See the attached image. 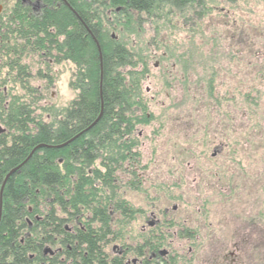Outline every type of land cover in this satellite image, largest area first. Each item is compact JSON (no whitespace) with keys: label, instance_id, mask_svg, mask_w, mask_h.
Wrapping results in <instances>:
<instances>
[{"label":"rangeland","instance_id":"374dc122","mask_svg":"<svg viewBox=\"0 0 264 264\" xmlns=\"http://www.w3.org/2000/svg\"><path fill=\"white\" fill-rule=\"evenodd\" d=\"M205 4L201 26L176 23L163 30L159 49L151 23L125 40L147 64L140 77L147 121L133 132L135 174H127L130 168L117 173L124 181L119 199L133 212L117 218L121 224L111 221L103 248L108 255L115 244L154 238L170 247L175 264H213L218 255L231 259L229 252L240 254L242 264H264V0ZM6 48L13 56L14 49ZM20 62L29 66V84L37 88L42 82L34 76V59L22 54ZM73 69L69 62L53 67L38 106L69 104ZM16 71L12 65L5 74L4 66L0 74L7 104L25 94L13 81ZM153 219L160 222L157 231H141Z\"/></svg>","mask_w":264,"mask_h":264},{"label":"trees","instance_id":"16d2710c","mask_svg":"<svg viewBox=\"0 0 264 264\" xmlns=\"http://www.w3.org/2000/svg\"><path fill=\"white\" fill-rule=\"evenodd\" d=\"M43 3L39 17L20 7L10 24L14 46L9 43L8 49L14 52L8 61L16 66L25 97H11L7 107L0 104V123L6 127L0 135V187L23 163L0 193V264H109L103 248L111 221L121 224L117 218H131L133 212L119 199L124 181L117 173L130 168L127 174H135L133 132L147 121L140 96L147 64L125 40L151 23L159 49L165 44L163 30L176 23L195 30L209 8L205 0ZM22 54L43 56L47 73L54 67L49 60L73 65L68 87L74 97L66 107L38 106L42 90L29 84ZM34 76L43 78L41 71ZM113 264L122 263L116 258Z\"/></svg>","mask_w":264,"mask_h":264},{"label":"flooded vegetation","instance_id":"af4514ba","mask_svg":"<svg viewBox=\"0 0 264 264\" xmlns=\"http://www.w3.org/2000/svg\"><path fill=\"white\" fill-rule=\"evenodd\" d=\"M27 8L28 15H33L39 17L41 15V10L44 7L43 0H0V74L2 68L6 67V73L8 72V68L11 67L10 61H8L10 52H7V48L9 43L12 42L14 37V33H10L11 31V21L15 18L17 10L19 8ZM32 57L34 60L39 61L40 63H34L36 65V73L37 75L39 71L42 72L43 78L38 85V89L42 90L47 84L48 75L46 71L45 59L42 56L41 60H38L33 54H27ZM49 64L55 66L52 60H49ZM12 71V69H10ZM33 75V74H32ZM13 81L16 79V72L12 76ZM7 89L2 76H0V104H3L4 107H7ZM3 125L0 124V127ZM1 131H5V129L1 128ZM2 134V132L0 133ZM113 214V210L110 211ZM151 217L155 218V214L151 212ZM158 219L148 220L145 224H142L140 227L141 231H145L148 229L152 232H156L158 225ZM147 240L145 243L144 241ZM145 240L141 243H137L134 245H126V244H115L111 247V253H109V264H113V260L118 258L122 264H175V257L173 254L170 253V247L165 246L163 247L156 239L154 238H145ZM177 249H179V245H176ZM233 248L238 250L240 248L237 246L236 243L233 244ZM163 247V248H162ZM133 251V255H130L129 252ZM228 255L232 256L230 259L225 254L218 255L220 258H216L213 264H237V263H244L242 256L240 254L235 255L232 252H229ZM235 255V258H233ZM228 258V259H227ZM227 260V261H226ZM212 264V263H210Z\"/></svg>","mask_w":264,"mask_h":264},{"label":"water","instance_id":"95a60500","mask_svg":"<svg viewBox=\"0 0 264 264\" xmlns=\"http://www.w3.org/2000/svg\"><path fill=\"white\" fill-rule=\"evenodd\" d=\"M64 2H65V0H63ZM94 41H95V43H96V47H97V50H98V53H99V61H100V76H101V53H100V47H99V45H98V43H97V41L94 39ZM100 82H101V80H100ZM100 115H101V112L99 113V115H98V117L95 119V121L93 122V123H95L98 119H99V117H100ZM92 123V124H93ZM90 127H91V125H90ZM63 145H59V146H55L56 148H60V147H62ZM39 147H42V145H40V146H37V147H35L34 149H36V148H39ZM33 149V150H34ZM32 150V151H33ZM21 165V164H20ZM20 165L19 166H17V167H15V168H13V169H11L9 172H8V174L5 176V178H4V180H3V182H2V184H1V187H0V193H1V191H2V188H3V186H4V183H5V181H6V179H7V177L10 175V174H12L14 171H16L19 167H20ZM0 204H1V200H0Z\"/></svg>","mask_w":264,"mask_h":264},{"label":"bare ground","instance_id":"6f19581e","mask_svg":"<svg viewBox=\"0 0 264 264\" xmlns=\"http://www.w3.org/2000/svg\"><path fill=\"white\" fill-rule=\"evenodd\" d=\"M22 163H23V162H22ZM22 163H21V164H22ZM18 166H19V165H18ZM17 170H18V169H17Z\"/></svg>","mask_w":264,"mask_h":264}]
</instances>
